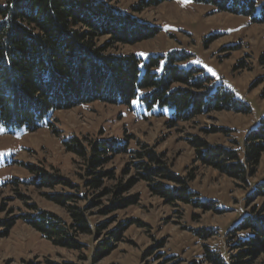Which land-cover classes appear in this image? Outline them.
Returning a JSON list of instances; mask_svg holds the SVG:
<instances>
[{
    "label": "rangeland",
    "instance_id": "obj_1",
    "mask_svg": "<svg viewBox=\"0 0 264 264\" xmlns=\"http://www.w3.org/2000/svg\"><path fill=\"white\" fill-rule=\"evenodd\" d=\"M138 1L112 0V4L160 31L151 39L134 45L116 44L108 51L135 52L143 61L151 55L171 52L185 55L183 67L202 68L215 85H224L246 101L251 112L214 111L169 126L167 109L146 111L135 98L129 106L96 101L59 110L53 126L35 131L0 128V209L5 208L0 211L1 220L29 213L32 210L28 204H35L71 221L67 208L47 196L57 192L84 193L77 205L86 208L93 227L103 221L110 223L102 234L80 235L85 246L75 250L54 245L20 218L9 234L0 238V264H212L205 258L207 252L228 261L236 253L233 227L249 211L246 199L252 188L264 181V152L256 173L243 182L202 165L195 159L189 139L200 136L213 144L238 147L250 128L264 117V21L252 22L247 16L217 12L193 0H170L134 11ZM108 39V35L103 36L99 43ZM211 127L220 130L206 131ZM72 137L87 147L99 139H126L128 152L113 156L105 166L97 168L112 170L115 177H104L98 189L89 185L87 181L93 174L87 158L65 144ZM144 149L161 153L167 167L182 177L192 175L190 187L195 199L213 202V209L203 210L182 201L168 203L153 194L150 181L137 179L142 170L136 165L141 160L136 151ZM28 164L66 178L73 185L31 184L36 175ZM134 179L133 186L121 196L137 195L138 202L102 212L112 204L117 185ZM107 189L111 190L105 192ZM129 218L139 219L145 226L131 225L109 255L93 261L100 241ZM197 230L210 234L200 237ZM160 241L163 245L157 247ZM251 264H264V253Z\"/></svg>",
    "mask_w": 264,
    "mask_h": 264
},
{
    "label": "trees",
    "instance_id": "obj_2",
    "mask_svg": "<svg viewBox=\"0 0 264 264\" xmlns=\"http://www.w3.org/2000/svg\"><path fill=\"white\" fill-rule=\"evenodd\" d=\"M165 1L170 0H140L132 9L142 11ZM193 1L210 5L217 12L247 16L252 22L264 21V2L259 0ZM159 31V27L118 9L112 0H4L0 3V128L35 131L53 126L54 115L59 110L96 101L129 106L135 98L146 111L167 109L169 126L214 111L251 112L246 101L224 85H215L202 68L183 67L185 55L171 52L151 55L143 61L135 52L108 51L116 44L134 45L151 39ZM106 35L109 39L99 43ZM218 130L211 127L206 131ZM189 142L195 149V159L202 165L247 182L256 173L264 152V117L250 128L238 147L213 144L200 136H193ZM65 144L69 150L87 158L89 172L93 174L87 183L97 189L104 177H115L112 170L97 171V168L129 150L127 140L118 137L92 141L89 147L77 137L66 140ZM136 155L141 159L136 165L142 170L137 179L150 181L153 194L168 203L182 201L203 210L213 209V202L195 199L190 187L194 177L173 172L161 153L144 149L136 151ZM28 168L36 175L31 184L73 185L68 179L49 175L35 165L28 164ZM135 182L134 179L117 185L112 204L102 212L136 204L137 195L121 196ZM47 196L67 208L71 221L28 204L31 212L0 219V238L7 236L16 220L22 218L54 245L80 250L85 246L79 240L80 235L102 234L110 224L103 221L93 227L86 208L77 205L84 193L56 192ZM246 205L250 206L249 211L233 227L236 253L228 261L207 252L205 258L210 263L251 264L264 253V181L255 184ZM133 224L145 226L136 218L121 221L117 229L109 231L100 241L93 261L109 255ZM196 232L200 237L210 234L205 230ZM162 245L163 241L157 243V247Z\"/></svg>",
    "mask_w": 264,
    "mask_h": 264
},
{
    "label": "snow or ice",
    "instance_id": "obj_3",
    "mask_svg": "<svg viewBox=\"0 0 264 264\" xmlns=\"http://www.w3.org/2000/svg\"><path fill=\"white\" fill-rule=\"evenodd\" d=\"M0 155H2V154H0Z\"/></svg>",
    "mask_w": 264,
    "mask_h": 264
}]
</instances>
